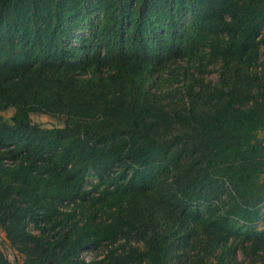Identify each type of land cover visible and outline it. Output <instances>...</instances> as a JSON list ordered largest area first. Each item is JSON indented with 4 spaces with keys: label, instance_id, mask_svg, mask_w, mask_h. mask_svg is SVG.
I'll return each mask as SVG.
<instances>
[{
    "label": "trees",
    "instance_id": "16d2710c",
    "mask_svg": "<svg viewBox=\"0 0 264 264\" xmlns=\"http://www.w3.org/2000/svg\"><path fill=\"white\" fill-rule=\"evenodd\" d=\"M261 134L264 0H0L13 264H264Z\"/></svg>",
    "mask_w": 264,
    "mask_h": 264
},
{
    "label": "rangeland",
    "instance_id": "374dc122",
    "mask_svg": "<svg viewBox=\"0 0 264 264\" xmlns=\"http://www.w3.org/2000/svg\"><path fill=\"white\" fill-rule=\"evenodd\" d=\"M13 113H14L13 109H8L7 111L2 112L1 115L5 120H8L11 118ZM30 118L33 123L39 125L42 128H54V127L63 126V119L61 116L54 117L46 114L31 113ZM89 186L90 185H88V188ZM0 248L6 255L7 259L13 264L15 261V253L11 249L7 248L4 234L1 231H0Z\"/></svg>",
    "mask_w": 264,
    "mask_h": 264
},
{
    "label": "crops",
    "instance_id": "0c3cea01",
    "mask_svg": "<svg viewBox=\"0 0 264 264\" xmlns=\"http://www.w3.org/2000/svg\"><path fill=\"white\" fill-rule=\"evenodd\" d=\"M261 136H263V137H264V134H261Z\"/></svg>",
    "mask_w": 264,
    "mask_h": 264
}]
</instances>
